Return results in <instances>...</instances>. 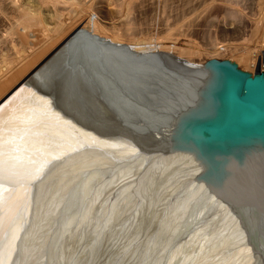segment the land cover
<instances>
[{
  "label": "bare ground",
  "instance_id": "1",
  "mask_svg": "<svg viewBox=\"0 0 264 264\" xmlns=\"http://www.w3.org/2000/svg\"><path fill=\"white\" fill-rule=\"evenodd\" d=\"M20 1L12 3L18 13ZM87 1L24 2L23 20L21 14L5 34L9 38L2 39H9L11 47L5 40V50L11 48L13 56L0 53V91L30 64L34 52L53 42L58 44L54 51L75 31L70 33L75 26L68 21H83L77 35L86 32L139 55L157 48L155 54L169 56L175 49L177 56L170 58L195 64L194 56L202 53L212 60L223 50L234 56L244 52L247 63L241 69L263 70L264 14L252 19L262 31L261 45L249 38L240 44L220 41L209 34L204 37L205 50L191 37H127L130 21L124 23L123 18L126 33L119 28L107 32L93 18ZM257 1L258 6L264 3ZM122 2L128 6L120 8L122 15L127 11L124 15L130 20L134 4ZM227 10L231 18L246 17L238 8ZM74 16L77 19H70ZM228 23H223L222 32L230 36L236 30ZM63 31L69 34L59 36ZM72 40L41 68L40 82L32 77L0 107V140L7 142L13 135L15 144L10 147L18 149L13 153L20 158L18 171L35 175L9 183L4 193L0 190L5 199L18 196L23 207L16 251L8 253L0 243V264H264V248L255 241V227L252 230L243 213L244 204L251 202L248 197L238 191L221 193L215 186L219 162L201 154L202 148L170 150L169 142L185 140L183 110L198 82L146 70L137 77V90L128 89L124 80L109 78L115 86L85 64L83 53L62 55L75 45ZM141 149L152 151L145 155ZM0 182L6 183L2 178ZM240 204L242 211L236 207Z\"/></svg>",
  "mask_w": 264,
  "mask_h": 264
},
{
  "label": "water",
  "instance_id": "2",
  "mask_svg": "<svg viewBox=\"0 0 264 264\" xmlns=\"http://www.w3.org/2000/svg\"><path fill=\"white\" fill-rule=\"evenodd\" d=\"M79 31L77 29L68 36L2 98L0 107L32 77L36 76L40 82L44 78L41 68L72 38V44L75 45L62 55L73 58L74 53H83L80 55L85 64L97 70L113 85L109 78L118 82L124 80L130 87L128 89L137 90L134 88L137 77L146 70L198 82L197 91L183 110L182 118L187 129L185 140L182 143L169 142L173 147L170 150L178 147L183 148L181 150H192L194 146L199 147L203 151H200L201 154L208 155L212 163H221L217 164L215 186L223 194L232 195V192L238 191L241 197H248L251 202L244 204L247 210L243 213L248 220L250 218L252 230L255 227V235L252 232L255 241L264 248V70H243L226 59H212L203 65H195L164 54L139 55L129 47L102 41L86 32L77 35ZM126 114L132 116L129 110ZM151 147L154 149V145ZM140 151L148 155L152 149ZM10 188L9 182H0L1 193ZM241 205L236 206L239 211L244 208Z\"/></svg>",
  "mask_w": 264,
  "mask_h": 264
},
{
  "label": "rangeland",
  "instance_id": "3",
  "mask_svg": "<svg viewBox=\"0 0 264 264\" xmlns=\"http://www.w3.org/2000/svg\"><path fill=\"white\" fill-rule=\"evenodd\" d=\"M15 1L16 0H0V9H1L0 10V44L2 47L3 46L5 47L3 49L4 51L1 50L2 47H0V53L1 54L7 53L6 55L8 57H10V55H9L10 53H8L7 51L11 52V50H10L11 48L7 49V51L5 49H6L7 44H8V46H7L8 48L11 47V44L8 41L9 39L7 40L5 38V40H7L8 43L5 42V40L2 41V39H4L3 36L5 34H8V32L14 26L13 22H15L16 20L18 21L19 17H21L20 15L22 14V12L24 13V10H22V9H24L25 3H26V0H24V1L21 0L23 2L20 1V4H22V3L23 4L20 7L21 13H18V12H20V10L17 9L19 7L16 8L18 10L17 11L15 9L16 5L12 4V3H15ZM89 1L91 2L90 5H92L94 7L93 8L92 6H90L88 4V6L92 8L91 10L94 9V11H92L93 12L92 14H94V12H95V14L97 13L96 16H94L95 14L93 15V18L95 20L98 18V20H96V21L98 24L101 23L100 25L102 27H104V30L107 29L106 30L107 32H109V31L112 32L114 30L116 33L119 29H124V27H126L128 25V27H129L128 31L129 32H127L126 29L123 30V31H125V33L127 32V37H130V35H132L134 38H135V36H136V38L141 37L144 39H148V38L149 39H151V38L156 39V38H158L157 40L166 39V36L170 37V39H172V36L175 39H176V37L177 38L184 37L185 39H189L191 37L189 40L192 39V42L194 43V45L196 44V46H197V44L199 43L198 45L200 46V48L201 49L204 48L205 50H206V48H208V44H207V41H205L206 40L205 38L209 34H211L213 36H217L220 41L226 40L227 42H230V43H232L233 41L234 42L237 41V43L236 42L235 43L240 44V43H238V41L240 40L242 42L243 38H249L253 42V45L255 43H256V45L257 44L261 45L263 43L262 42L263 36L261 34L262 31H261V29L256 28L254 20L264 14V3L261 6H258L259 2L257 0H227V1L226 0H129V1L125 0L123 2L121 0L122 3L127 1L126 5L130 1H131L130 2L131 4H134L132 6V9L130 10V11H132V12H130L131 17H129V19L131 18L132 20L131 19L127 20L129 14L128 15L126 14L127 16L124 15L125 12H127V11L124 12V10H123L124 14L122 15V10L120 8L125 6V4H122V6H121V4H120L121 2L118 3L119 0H89ZM86 2H88V1L86 0ZM256 2L258 3V5L256 4ZM82 3H85V0L84 1L82 0ZM117 4H119V5L116 7ZM13 5H15V6H13ZM126 7H128V6H126ZM126 7H123L122 9L126 10ZM231 7L240 9L246 15V17L243 18L242 20L235 18L236 19V21H235V19L231 18L228 14L227 9L231 8ZM117 8H119V9H117ZM119 10H121V11H119ZM226 10H227V12H226ZM119 14L122 16H120ZM199 16H200V18H199ZM122 18L125 20L124 23H128L126 21H130L129 23L133 22V25H131L129 23L127 25L126 24L122 25V23H121V22H123ZM253 18H254V20H252ZM21 19L23 20V14H22V18H20L19 20L22 21ZM70 19L75 20L77 18H76V16H74ZM70 19H68V20H70ZM224 19H225V21H224ZM232 19H234V20H232ZM237 20H241V22L237 21ZM222 21H224V22H222ZM228 21L230 22V24L228 23ZM68 22H69V24L71 23V25L75 26L74 29H71L70 33L76 29H81V25L83 24V21L82 22L79 21L78 22L79 24L78 23L73 24L72 22H74V21H72V22L68 21ZM225 22L228 23L229 25H233L232 28H234L236 30L234 33L230 34V36L225 35L222 32V25ZM238 22L241 24H239ZM11 23H13V24H11ZM117 23L119 25L121 24L120 25L121 27ZM242 23H243V25H242ZM105 25L107 28L105 27ZM115 25H118L119 27L115 26ZM128 27H126V28H128ZM117 28H119V29H117ZM6 29H8V30H6ZM66 29L68 30V28H66ZM66 29H65V31H66ZM116 29H117V31H116ZM68 32L69 31H67V32L63 31V32H61L62 34L60 33V35H59L57 33V35L63 36L64 34H67ZM130 32H132V33H130ZM135 32H136V34H135ZM123 34H124V32H123ZM182 35H184V36H182ZM132 36H131V38H133ZM146 36H147V38H146ZM226 36H228V37H226ZM6 37L9 38V35ZM1 41H2V43H1ZM195 41H197V42H195ZM260 42H262V43L260 44ZM53 43H50V44H52V45H50L51 48L49 47V44H48L44 49L40 50L43 53L40 51H39L40 53L34 52L37 55H35L33 53L35 55L32 58L33 61L31 60L30 64L26 65L25 68H23L22 71H20L16 75V77H14L15 79L13 78L0 91V99H2L5 95H7L8 92H11L12 87L14 89L16 84H18V82L20 83L24 79V77H26L31 71H33L36 68V66L38 67V65H40V63L46 58L45 56L49 55L52 48L54 49L58 45V44L56 45L55 43L54 44ZM9 44H10V46H9ZM46 48H47V51H46ZM154 49L156 50L157 48H154ZM154 49H152V51H154ZM170 50L168 51V53L170 54L169 57L170 56L172 58L176 57L177 56L176 50L175 49L174 50L170 49ZM152 51H150V53L148 51L147 53L148 54H152V53L155 54L156 52H158V51H154V52H152ZM171 52H173V54ZM1 54H0V59H2ZM12 54L13 53L11 52V55ZM38 55H41V56H38ZM236 55L237 56H234L229 51L223 50L219 53V55H217L215 57V59H219V60L226 59V60H230L231 62L236 63L240 67L246 66V63H247L246 54H244V52H240V53H237ZM209 57H210L209 55L207 56V54H204V53L199 54L198 56L195 55L194 56L195 65L205 64L208 60L211 59V57L210 58ZM30 58H31V56H30ZM31 69H33V70H31ZM257 69L260 70L261 67L259 68V66H256L254 71H256ZM263 70H264V67H263ZM8 74H10V73H8ZM3 78H5V77H3ZM9 89H11V90L9 91ZM4 93H6V94H4Z\"/></svg>",
  "mask_w": 264,
  "mask_h": 264
},
{
  "label": "snow or ice",
  "instance_id": "4",
  "mask_svg": "<svg viewBox=\"0 0 264 264\" xmlns=\"http://www.w3.org/2000/svg\"><path fill=\"white\" fill-rule=\"evenodd\" d=\"M12 130L9 129V133ZM15 137L9 136L7 142L0 140V178L12 184H19L22 181L35 179V175H22L19 171L20 158L13 153L18 151L15 147ZM40 169H36L38 173ZM18 191V190H17ZM23 219V207L18 196H9L5 199L0 195V243L6 248L8 253L16 251V241L20 222ZM11 260V255H9Z\"/></svg>",
  "mask_w": 264,
  "mask_h": 264
}]
</instances>
